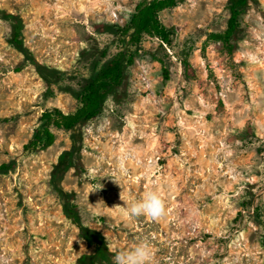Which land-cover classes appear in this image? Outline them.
<instances>
[{
	"label": "rangeland",
	"instance_id": "rangeland-1",
	"mask_svg": "<svg viewBox=\"0 0 264 264\" xmlns=\"http://www.w3.org/2000/svg\"><path fill=\"white\" fill-rule=\"evenodd\" d=\"M141 1L0 0L24 20L36 58L61 72L48 84L25 66L0 19V165L19 163L0 175V264H76L94 252L55 181L76 193L83 223L114 255L145 243L150 264H264V0L244 13L231 54L212 38L227 29L229 0L163 12L174 51L148 36L138 47L123 41L116 26ZM120 52L133 63L100 117L25 156L42 114L75 111L84 84ZM74 143L76 168L56 173ZM153 191L166 214L130 216L125 202Z\"/></svg>",
	"mask_w": 264,
	"mask_h": 264
},
{
	"label": "trees",
	"instance_id": "trees-1",
	"mask_svg": "<svg viewBox=\"0 0 264 264\" xmlns=\"http://www.w3.org/2000/svg\"><path fill=\"white\" fill-rule=\"evenodd\" d=\"M184 0H142L131 15L126 26H116L123 41L138 47L143 39L148 36L159 40L160 45L174 51V34L161 21V14L179 6ZM253 0H229L230 17L227 29L220 34H213L212 38L221 42L227 53L235 50V40L241 28V20ZM0 19L11 23L12 35L10 45L23 58L25 66L34 67L35 71L51 84L54 78L61 76V72L39 61L29 49L24 37L25 23L19 14L0 9ZM166 46V47H165ZM127 63H133L132 58L127 57L126 52L117 54L100 72L88 80L79 96V107L70 113L64 112L59 107L47 109L41 116V125L36 129L34 136L24 145L23 154L30 156L45 151L55 145L57 130L74 132L81 126L97 119L103 113L110 96L122 85L125 79ZM185 65L191 69L188 60ZM81 148L74 143L71 149L64 151L58 160L56 173L62 175L76 168V159L80 155ZM19 163L12 160L0 165V175L8 176L17 171ZM54 187L58 191L66 218L80 230V237L89 247L94 248L91 254H84L78 258L76 264H113L115 256L108 245L105 235L97 229L86 226L81 218L77 195L75 192L64 190L55 181ZM248 207L244 206L238 213V219L244 220V212Z\"/></svg>",
	"mask_w": 264,
	"mask_h": 264
},
{
	"label": "clouds",
	"instance_id": "clouds-1",
	"mask_svg": "<svg viewBox=\"0 0 264 264\" xmlns=\"http://www.w3.org/2000/svg\"><path fill=\"white\" fill-rule=\"evenodd\" d=\"M125 202V201H124ZM128 214L133 217L150 216L158 219L166 214L164 201L157 192H149L142 199L127 205ZM151 250L145 243H139L130 251L113 257V264H150Z\"/></svg>",
	"mask_w": 264,
	"mask_h": 264
},
{
	"label": "built area",
	"instance_id": "built-area-1",
	"mask_svg": "<svg viewBox=\"0 0 264 264\" xmlns=\"http://www.w3.org/2000/svg\"><path fill=\"white\" fill-rule=\"evenodd\" d=\"M115 16L118 17L116 13H115ZM117 19H118V18H117Z\"/></svg>",
	"mask_w": 264,
	"mask_h": 264
}]
</instances>
